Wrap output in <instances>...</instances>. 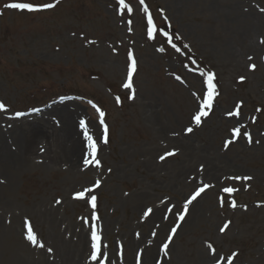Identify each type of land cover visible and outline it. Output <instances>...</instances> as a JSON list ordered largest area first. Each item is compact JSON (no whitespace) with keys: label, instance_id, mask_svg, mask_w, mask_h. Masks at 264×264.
Wrapping results in <instances>:
<instances>
[{"label":"rangeland","instance_id":"374dc122","mask_svg":"<svg viewBox=\"0 0 264 264\" xmlns=\"http://www.w3.org/2000/svg\"><path fill=\"white\" fill-rule=\"evenodd\" d=\"M29 2L54 7H4ZM124 4L0 0V128L25 125L19 133L37 156L0 165V264H67L83 241L81 264H132L143 251L129 246L137 238L152 248L151 263L264 264V0ZM129 52L131 89L123 86ZM209 73L215 94L197 125ZM66 101L78 106L66 108L70 116L54 112L52 124L84 120L99 166L91 157L85 164L87 144L74 147L68 134L37 126L38 114Z\"/></svg>","mask_w":264,"mask_h":264},{"label":"snow or ice","instance_id":"6c2138e0","mask_svg":"<svg viewBox=\"0 0 264 264\" xmlns=\"http://www.w3.org/2000/svg\"><path fill=\"white\" fill-rule=\"evenodd\" d=\"M141 4H143L144 0H140ZM119 3L121 5H123L125 8H127V5L124 4V0H119ZM5 8H9V9H17V10H27L28 12H35V11H40L41 9L44 8H52L54 7L53 4H42V5H36L33 3H8L4 5ZM130 11V9H129ZM144 11L147 13V8L144 9ZM155 31L154 27H153V21L151 16L148 17V36L151 39L153 37V32ZM165 36H167V33H164ZM173 47H175L173 45ZM179 50V49H177ZM129 59L131 60V63L129 65V69H128V81L126 83H124V87L127 89H131L133 87L132 85V76L133 73L135 71L136 65H135V60L132 58V53L129 52ZM252 68H254L255 66L252 65ZM213 74L209 73L207 74V78L205 80V84L207 85V92L204 94L203 97V103L201 105V109L200 112L194 117V120L196 122L197 125H199L201 123V117L207 115V112L205 111V109H210L212 106V102H213V98H214V94H215V86L213 85ZM243 79V78H241ZM132 98V97H129ZM117 103H119V98H117ZM93 107H95V105H93ZM5 105L0 104V111H5ZM97 111L99 112V115L101 117L100 119V124L103 126V130H104V143H107V133H108V129H107V125L104 122V115L105 113L100 111L99 109H97ZM257 111H259V109H257ZM17 116L21 115V113H16ZM80 127L82 130H84V136L85 139L88 141L87 147L90 149V152L88 153L87 157L85 158V164L87 165L89 163V159L88 157H91V160L95 162L96 166L100 165V161L98 159H96V155H97V145L96 142L94 141L93 137L88 133L87 131V126H86V122L84 120L80 121ZM187 132H192L193 129L191 127H189L187 130ZM239 129H234L233 132L234 134L239 133ZM244 135L247 137L248 133H244ZM225 143V147L228 146V143ZM251 142V141H250ZM174 153H166V155H173ZM161 160L165 159V156H161L160 157ZM237 179H240L239 177H237ZM243 179L245 180H249L251 179V177H244ZM97 187L99 186V182H97ZM208 187H210V185H203V187L199 188L192 196L190 199H188V201L186 202L185 206H184V210L185 213L187 212V208L188 205L192 203V201H194L198 196H200V194L202 192L205 191V189H207ZM225 192H232L234 191V189L232 188H225L224 189ZM84 192H79L76 193L75 198L80 199L84 197ZM60 201H57V203H59ZM89 203L91 204L92 208L95 209L96 208V197L92 196L91 200L89 201ZM233 207H235V204H232ZM149 212H151V209L149 210ZM149 212H146L145 215L147 216L149 214ZM98 219V217L96 216L95 212H93L92 214V227H91V240H92V252H91V258L93 260H97V254L99 253L100 250V236L98 235L96 228H95V224L94 222ZM180 219L183 220L184 219V215L181 214ZM228 227L227 224L224 225V227H222L220 229L221 232H224L225 229ZM176 232V228L174 227L172 229V233ZM26 239L30 242H32L33 244H36V237L33 234L31 228H29L28 234L26 236ZM172 236L170 235L168 237V240L171 241ZM42 246V245H41ZM164 249L168 248V244H164ZM236 254L233 253V256H235ZM229 260V264H232V257L228 258ZM98 264H103V261H98ZM137 264H140V260L139 257L137 258ZM217 264H219V260L217 261Z\"/></svg>","mask_w":264,"mask_h":264},{"label":"bare ground","instance_id":"6f19581e","mask_svg":"<svg viewBox=\"0 0 264 264\" xmlns=\"http://www.w3.org/2000/svg\"><path fill=\"white\" fill-rule=\"evenodd\" d=\"M78 104V102L74 101V102H69L66 101L61 105H51L49 107H47V109H45L43 112H41L39 115L38 120L37 121V126L38 127H46V128H51L52 132H55L57 134L61 133L63 135L68 134V136L72 139L73 142V146H77L82 145V149H84V145L88 144V141L84 138V132L80 127V121L78 119V123H77V118L74 119L75 124H73L72 121H66V120H62V124L59 125L57 123H53L52 124V118L51 116L53 115L54 112L57 113V111L59 109H61V112H66L69 114V116L72 114V110L71 112H67L68 110L66 108H69L68 106L73 105L76 106ZM78 106V105H77ZM75 112V110H74ZM51 114L50 116L48 114ZM48 115V116H47ZM59 117H62V115H59ZM54 119V118H53ZM22 122V121H21ZM54 125H59L60 127L56 128ZM8 128H5V130L0 128V165L3 164H12V163H18L20 160L22 159H27V158H32V157H37L35 154V149L33 146H31V144L25 145L24 144V133L23 135H21L19 132L21 130H25V125L23 124H15L13 129L10 130ZM6 132H9V138H6ZM23 138V139H21ZM64 139V138H63ZM94 141L96 142V139L93 138ZM65 140V139H64ZM26 147L25 148H23ZM162 224H158L157 229H161L162 228ZM135 245H143V251L140 252V256H139V260H140V264H156L155 261H152V263L150 262L151 256L154 254L152 253V248H147V245L144 244V239L143 238H137L136 240H131L129 241V246H135ZM86 250V243L83 241L82 243H80V253L79 255H76L75 257H72V259L70 261L67 262V264H81L84 260L83 258V251ZM128 257H126L124 262H127L130 259V254H129V250H128ZM69 253L65 254V257L68 255ZM158 256V254L156 253L155 258ZM154 258V259H155ZM84 264H88L87 262H85ZM110 264V262H109ZM132 264H137V261L132 260Z\"/></svg>","mask_w":264,"mask_h":264}]
</instances>
